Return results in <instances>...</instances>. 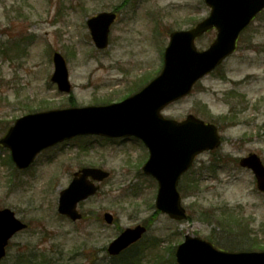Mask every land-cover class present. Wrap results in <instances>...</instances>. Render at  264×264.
<instances>
[{
    "label": "rangeland",
    "instance_id": "1",
    "mask_svg": "<svg viewBox=\"0 0 264 264\" xmlns=\"http://www.w3.org/2000/svg\"><path fill=\"white\" fill-rule=\"evenodd\" d=\"M115 9L109 46L98 51L86 21ZM208 14L203 0H0V139L27 114L122 101L158 75L169 33ZM214 38L208 33L196 48L207 49ZM56 52L67 63L69 95L50 82ZM188 115L215 124L222 144L199 155L181 178L188 216L181 222L155 209L157 184L142 173L148 152L139 141L74 138L42 152L25 171L0 146V210L28 225L10 240L0 264H15L30 250L65 264H173L170 253L186 235L222 251H264V195L238 165L249 154L264 165V11L217 71L162 111L176 121ZM82 168L102 169L109 178L79 205L82 220L71 223L57 214V202ZM105 213L113 224L103 221ZM137 225L147 227L145 237L124 262L111 260L108 245Z\"/></svg>",
    "mask_w": 264,
    "mask_h": 264
},
{
    "label": "water",
    "instance_id": "2",
    "mask_svg": "<svg viewBox=\"0 0 264 264\" xmlns=\"http://www.w3.org/2000/svg\"><path fill=\"white\" fill-rule=\"evenodd\" d=\"M211 8L208 18L188 31L173 32L164 53V66L153 81L139 93L108 106L69 108L26 115L15 121L0 145L9 149L19 170L28 168L43 150L76 136L98 135L107 138L133 136L149 150L143 172L158 183L155 207L175 221L187 218L177 191L180 177L199 154L220 146L217 128L192 115L183 122L164 119L160 112L167 105L188 95L193 85L214 70L233 53L239 33L264 9V0H204ZM115 15L101 13L87 21L98 49L108 45L109 27ZM216 27L217 37L208 50L197 52L194 41ZM55 71L51 81L62 93L71 91L64 59L54 54ZM239 165L250 170L258 191L264 194V166L255 154L240 159ZM109 174L100 169L84 168L73 175L69 186L60 192L57 212L72 222L82 218L77 207L94 196ZM112 224L113 217L104 215ZM27 228L9 209L0 211V261L14 235ZM146 228L136 226L123 231L112 241L107 252L116 257L142 239ZM177 264H264V251L227 253L210 243L185 236L175 251Z\"/></svg>",
    "mask_w": 264,
    "mask_h": 264
},
{
    "label": "trees",
    "instance_id": "3",
    "mask_svg": "<svg viewBox=\"0 0 264 264\" xmlns=\"http://www.w3.org/2000/svg\"><path fill=\"white\" fill-rule=\"evenodd\" d=\"M36 252H38V251H35V250L31 251L30 250V251H27L26 253H24L22 255H19L15 264H65L64 262H59L56 259L54 260L52 257H49V256L46 257V255H44V253L37 255ZM170 254L172 255V252ZM118 260L124 262L123 258H121V257H119ZM138 261L137 260L132 261L130 264H138L139 263ZM124 263L127 264V262H124Z\"/></svg>",
    "mask_w": 264,
    "mask_h": 264
},
{
    "label": "flooded vegetation",
    "instance_id": "4",
    "mask_svg": "<svg viewBox=\"0 0 264 264\" xmlns=\"http://www.w3.org/2000/svg\"><path fill=\"white\" fill-rule=\"evenodd\" d=\"M116 14H117V17H118V13L116 12ZM210 33H216V30L215 29H213ZM207 34H205L204 36H202V38L203 37H205ZM240 37V36H239ZM201 39V38H200ZM239 40V39H238ZM238 43V42H237Z\"/></svg>",
    "mask_w": 264,
    "mask_h": 264
}]
</instances>
